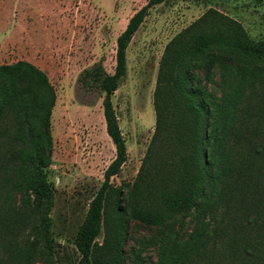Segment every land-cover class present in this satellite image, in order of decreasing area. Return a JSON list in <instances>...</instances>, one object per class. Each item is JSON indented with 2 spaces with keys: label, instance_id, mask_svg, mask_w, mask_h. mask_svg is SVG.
Returning <instances> with one entry per match:
<instances>
[{
  "label": "rangeland",
  "instance_id": "374dc122",
  "mask_svg": "<svg viewBox=\"0 0 264 264\" xmlns=\"http://www.w3.org/2000/svg\"><path fill=\"white\" fill-rule=\"evenodd\" d=\"M145 2L0 0V65H31L41 73L48 88L37 94V100L47 101L49 94L53 96L49 115L51 155L43 169L52 194L49 217L53 264H76V230L102 181L103 169L114 155L104 129L103 93L81 87L78 75L95 64L107 73L113 71L115 38ZM212 17L223 24L215 25L213 34L198 23L201 37L184 40L179 45L181 49L172 50L171 73L173 80L179 81L183 71L188 70L196 76V85L222 99L237 85V75L249 72L246 63L233 62L229 44L248 46L264 41V0H163L148 9L127 43L124 76L109 95L124 140L125 160L109 179L104 224L95 238L94 249L107 264H210V241L199 247L196 255L189 247L191 216L181 226L178 216L164 213L159 194H165L166 189L155 179L148 183V178L142 184L144 196L133 191L132 186L152 143L155 100L171 102L178 89L170 88L165 79V47L194 22L203 19L210 23ZM224 24L235 26L239 35L235 38ZM17 81V86L25 87L27 99L32 100L23 72ZM257 82L250 91L243 85L235 120L240 133L249 132L254 121L246 116L247 110L256 104L257 111L250 114L259 115L264 110V83ZM28 137L30 132L21 118L7 116L0 122V169L15 168V157L24 151ZM257 144L261 157L256 158L254 166L259 170L264 165V150L259 141ZM260 181L257 172L246 179L248 186ZM172 189V185L168 186V191ZM150 216L152 221L147 220ZM163 217L159 225L158 220ZM0 219L8 234L0 243L5 242L7 253L9 247H15L17 254L35 240V213L21 204L19 193L1 205ZM183 249L185 257L180 259ZM17 261L44 264L39 254L28 263L21 258Z\"/></svg>",
  "mask_w": 264,
  "mask_h": 264
},
{
  "label": "trees",
  "instance_id": "16d2710c",
  "mask_svg": "<svg viewBox=\"0 0 264 264\" xmlns=\"http://www.w3.org/2000/svg\"><path fill=\"white\" fill-rule=\"evenodd\" d=\"M162 1L146 0L128 18L115 38L114 68L111 73L95 64L83 69L77 78L84 89L103 93L101 108L104 129L113 145L114 155L103 169L102 181L89 200L76 230L74 246L79 254L76 264H107L94 250L95 238L104 224L109 179L119 171L125 160L124 140L109 95L124 76L127 43L148 9ZM216 20L212 17L210 23L203 19L194 22L183 35L179 34L165 47V79L170 88L177 86L178 89L171 96V102L155 100L152 143L141 162L132 190L142 192L144 196L142 184L146 178L148 183L155 179L159 186L164 187L165 194H159L166 209L164 213L178 216L181 226L191 216L192 244L189 247L194 255L199 247L211 242L208 263L264 264V165L259 170L254 166L256 158L261 157L257 141L264 150V110L259 115L250 114L257 111L256 104L246 111V116L254 119L249 132L240 133L235 125L240 98L245 89L243 85H247L250 91L256 80L258 85L264 83V41L248 46L229 44L233 62L246 63L249 72L238 74L237 85L222 99L211 96L196 85V76L188 70L183 71L179 81H174L171 73L172 50L181 49L179 45L184 40L201 37L198 23L214 34V26L223 24ZM223 27L232 30L235 38L239 35L232 24L230 27L224 24ZM20 72L24 73L27 87L30 86L32 90V100H28L24 94L25 87L17 86ZM45 87L48 90L41 73L29 64L0 65V122L7 116H17L30 132V137L24 143V151L15 157L18 160L15 168L0 169V207L8 203L16 192L21 204L28 205L36 216L35 240L17 254L15 247L12 250L9 247L7 253L5 242L0 243V264H21L17 258L28 263L35 254L43 258L44 264H53L49 217L52 194L43 175L51 155L49 115L53 96L49 94L47 101L37 100V94ZM162 135L164 137L160 138ZM255 172L261 181L248 186L246 179ZM171 185L173 189L168 191ZM152 219L153 216H150L147 220ZM161 219L158 220L159 225L164 217ZM1 223L2 219L0 241L4 235H8ZM184 252V249L180 251V259L185 257Z\"/></svg>",
  "mask_w": 264,
  "mask_h": 264
}]
</instances>
